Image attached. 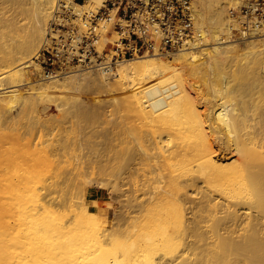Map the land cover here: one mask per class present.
Listing matches in <instances>:
<instances>
[{
  "label": "bare ground",
  "instance_id": "1",
  "mask_svg": "<svg viewBox=\"0 0 264 264\" xmlns=\"http://www.w3.org/2000/svg\"><path fill=\"white\" fill-rule=\"evenodd\" d=\"M56 2L31 0L28 21L18 37L6 43L0 56V106L16 95L17 87L30 84V100L75 92L84 85L118 89L124 108L139 120L129 124L125 134L138 156L128 176L135 194L141 193L140 200L131 198L128 209L132 215L134 210L148 215L151 204L173 208L168 222L160 219L159 229L145 237L144 245L138 250L133 244L123 247L120 258L112 248L83 253L79 239L72 237L83 233L95 243L111 244L114 231L101 234L109 224L111 201L85 196L77 212L70 199L69 211L60 215L65 220L57 226L52 215H27L22 255L12 264H46L36 259L47 250L55 230L60 232L56 239L68 249L74 247L63 264H264V31L254 29L247 37L233 34L239 22L230 10L239 0H192L193 40L170 58L153 49L113 68L64 69L46 76L34 58ZM102 2L73 5L96 11ZM4 16L0 10V24ZM97 31L100 44L117 40L115 34ZM244 59L245 65L224 70ZM86 186L109 190L99 182ZM181 196L189 200L187 208L178 204ZM37 198L32 195L40 207L54 212L52 203ZM92 208L98 212L92 214ZM156 214L167 217L166 209Z\"/></svg>",
  "mask_w": 264,
  "mask_h": 264
},
{
  "label": "rangeland",
  "instance_id": "2",
  "mask_svg": "<svg viewBox=\"0 0 264 264\" xmlns=\"http://www.w3.org/2000/svg\"><path fill=\"white\" fill-rule=\"evenodd\" d=\"M30 3L31 0H0V10L6 19L0 24V56L6 43L16 39L18 30L28 21ZM245 62L244 59L231 63L224 70L232 71ZM248 80L252 82V73ZM261 85H264V78ZM31 86L17 87V96L7 100L6 106H0V264H12L22 255L27 215H52V222L57 226L65 220L60 215L69 211L70 199L75 201V211L80 212L85 196L92 198L91 192L95 189L100 190L97 198L111 201L109 224H104L101 234L114 231L111 232L113 241L105 245L93 242L88 234L73 235L74 239H79L82 252L90 254L95 250L99 253L100 248H112L111 251L122 258L123 247L133 244L138 250L145 244V237L159 229L160 219L168 222L173 208L170 204H163L164 208L157 207L162 204H151L146 207L153 208L148 215H137V210H134L136 215H132L128 209L131 198L133 201L141 198V193L135 194L132 189L128 176L131 163L138 156L135 145L125 137L129 124L138 123V117L124 108L118 89L110 91L84 85L75 92L57 91L30 100L26 96ZM188 89L196 98L197 93ZM87 182L103 183L111 192L97 186L88 187ZM34 194L38 200L52 203L54 212L48 210V205L43 208L39 201L34 202ZM188 196L191 197L189 193ZM188 202L181 196L178 204L187 208ZM163 209L167 217L156 214ZM90 212L96 214L98 210L92 208ZM185 213L187 218L189 210ZM59 234L57 230L52 232L51 243L47 250L38 253L37 263L63 264L64 257L73 253L74 247L68 249L56 239Z\"/></svg>",
  "mask_w": 264,
  "mask_h": 264
},
{
  "label": "built area",
  "instance_id": "3",
  "mask_svg": "<svg viewBox=\"0 0 264 264\" xmlns=\"http://www.w3.org/2000/svg\"><path fill=\"white\" fill-rule=\"evenodd\" d=\"M76 0H57L35 61L46 76L71 68L115 66L156 49L166 57L193 40L192 0H103L96 11L74 8ZM234 35L264 31V0H239L230 10ZM98 29L113 43L100 44Z\"/></svg>",
  "mask_w": 264,
  "mask_h": 264
},
{
  "label": "crops",
  "instance_id": "4",
  "mask_svg": "<svg viewBox=\"0 0 264 264\" xmlns=\"http://www.w3.org/2000/svg\"><path fill=\"white\" fill-rule=\"evenodd\" d=\"M99 189H95L94 191H90L91 192V196L92 198H97L99 196Z\"/></svg>",
  "mask_w": 264,
  "mask_h": 264
},
{
  "label": "trees",
  "instance_id": "5",
  "mask_svg": "<svg viewBox=\"0 0 264 264\" xmlns=\"http://www.w3.org/2000/svg\"><path fill=\"white\" fill-rule=\"evenodd\" d=\"M78 2H79V0H78Z\"/></svg>",
  "mask_w": 264,
  "mask_h": 264
}]
</instances>
